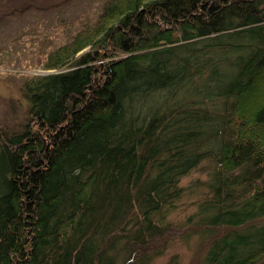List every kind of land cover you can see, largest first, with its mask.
Instances as JSON below:
<instances>
[{
	"label": "trees",
	"instance_id": "16d2710c",
	"mask_svg": "<svg viewBox=\"0 0 264 264\" xmlns=\"http://www.w3.org/2000/svg\"><path fill=\"white\" fill-rule=\"evenodd\" d=\"M15 75L26 110L0 126V264H151L190 235L203 264L263 263L264 0H104Z\"/></svg>",
	"mask_w": 264,
	"mask_h": 264
},
{
	"label": "rangeland",
	"instance_id": "374dc122",
	"mask_svg": "<svg viewBox=\"0 0 264 264\" xmlns=\"http://www.w3.org/2000/svg\"><path fill=\"white\" fill-rule=\"evenodd\" d=\"M103 4L104 0H0L1 127L13 128L25 114L16 71L35 67L43 53L65 43L82 22L95 21ZM211 168L210 161H203L182 179L184 195L169 217L174 224L195 210ZM200 243L196 235L183 241L177 237L151 264H203L205 244Z\"/></svg>",
	"mask_w": 264,
	"mask_h": 264
}]
</instances>
